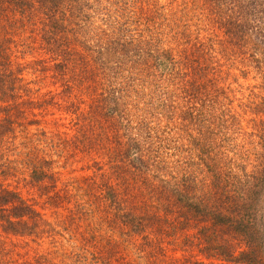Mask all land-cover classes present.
<instances>
[{
  "label": "trees",
  "instance_id": "16d2710c",
  "mask_svg": "<svg viewBox=\"0 0 264 264\" xmlns=\"http://www.w3.org/2000/svg\"><path fill=\"white\" fill-rule=\"evenodd\" d=\"M83 1L0 0V12L23 17L38 15L43 22L42 40L50 48L47 47V52H51V47H58L59 32L67 30L71 23L80 27L79 23L84 22L85 15L82 17L81 13L74 12ZM204 3L224 29L226 39L221 40L224 46L221 50L229 52L239 47L245 50L251 44L253 47L248 48L254 49L250 51L254 56L259 50L255 48L256 44L264 39V0H204ZM96 8L99 9L98 4ZM113 34V28L106 32L101 49L113 53L117 50L131 51L133 65L139 66L140 72L150 68L151 78L157 80L153 85L156 84L165 99L174 100L178 96L189 98L186 103L192 105L194 102L195 111L200 110L201 104L207 107L209 103H218L216 93L219 95L222 87L217 85L215 77H207L206 66L212 61L208 57L206 59L204 48H198L197 52L187 49L173 52V48L158 44L152 48L140 39L136 41L129 36L127 40L122 39L119 33ZM4 47L0 42V72L10 78L12 85L21 77L10 68L12 63ZM56 56L59 58L62 53ZM58 58L54 60L60 61ZM61 58L65 59L64 56ZM81 69L74 79L84 81L87 78V89L97 92V69ZM11 85L7 89L10 90L8 99H11ZM3 88V84L0 85V93L4 92ZM110 89L109 102L118 104L121 89ZM97 95L93 97L96 104L92 102L87 112H83L82 124L77 131L80 141L91 152H102L109 159L117 158L115 167L110 166L106 171L99 166V161L91 157L92 164L87 168L93 169L92 175L81 176L72 182L65 181L59 186L62 173L55 170L54 161L44 153L39 154L31 136L27 142L29 150L21 161L31 168L30 178L24 186L35 188L38 195L26 197L17 187L11 188L0 180L2 231L36 241L59 233L55 227L62 226L80 244L81 252L70 254L71 259L76 257L72 260L73 264L75 261H84L85 264H134L124 252L126 244L132 245L138 252L144 251L145 259L149 261L147 264H264V119L260 120L258 135L261 152L257 154L254 165L248 161L240 164L236 159L228 165L222 149L228 137L226 132L232 127L226 119L215 122L211 117L206 120L207 124L202 125L198 132L203 131L210 137L199 139L191 136L195 143V155L201 164V182L195 180L193 172L194 177L187 174L175 183L165 177H157L156 197L152 205L157 210L155 212L149 209L150 204L143 206L145 199L138 198L139 194L130 186V177H142L146 168L152 165V152L155 150L151 143L152 135L150 132L143 135L141 128L129 125V120L122 123L121 120L126 119L123 114L119 115V119L113 117L107 97ZM188 103L190 114L191 105ZM6 107L9 109L8 103ZM226 112L228 118L235 116L230 113L231 108ZM254 112L264 116V97L256 104ZM10 116H0V144L10 139V145L14 146L16 122ZM64 142L67 143V140ZM147 185L144 178L139 186ZM42 209H50L55 222L45 217ZM81 221L85 223L83 227ZM109 230L110 234H106ZM149 230L155 235L153 238L149 237ZM168 233L184 244L182 250L186 254L181 258L167 260L164 257L160 238ZM134 234L142 238L138 244L131 241ZM143 239L147 241L146 246ZM195 250L202 259L194 258L191 252ZM188 253L191 256H187ZM88 255L91 256L89 263ZM45 262L46 259L40 257L33 264Z\"/></svg>",
  "mask_w": 264,
  "mask_h": 264
},
{
  "label": "rangeland",
  "instance_id": "374dc122",
  "mask_svg": "<svg viewBox=\"0 0 264 264\" xmlns=\"http://www.w3.org/2000/svg\"><path fill=\"white\" fill-rule=\"evenodd\" d=\"M74 12L81 13L82 17L85 15L84 22L79 23L80 27L71 23L67 30L59 32L58 47H51V52H47V47L50 48L42 40L43 22L38 15L23 17L0 12V42L9 54L10 68L21 77L11 85L10 78L0 72V85L5 87L0 93V116L9 114L16 122L13 131L16 149L10 145V139L0 144V180L5 185L17 187L26 197H37L35 188L24 186L30 178L31 168L21 161L29 150L27 142L31 136L39 154L44 153L54 161L55 170L62 173L59 186L65 181L92 175L93 169L87 168L92 164L91 157L106 171L110 166L114 168L117 158L109 159L102 152H91L80 141L77 131L82 124L83 112H87L92 102L96 104L93 97L97 94L100 98L107 97L113 117L123 114L126 119H122V123L129 120V125L141 128L143 135L149 132L152 135L151 143L155 149L152 165L146 168L142 177H130L131 188L139 194L138 198L145 199L143 206L150 204L152 211L157 212L152 208L157 177L175 183L181 176L190 174L194 177V174L195 180L201 182V164L191 136L209 138L210 135L198 131L211 117L215 122L226 119L232 127L226 132L228 137L222 149L227 164L231 165L234 159L240 164L257 163V154L261 152L258 143L260 120L264 116L254 112V107L264 97V50H260L264 48V39L256 44L255 48L259 50L254 56L250 53L254 49L248 48L253 47L251 44L247 45L246 51L240 47L229 52L221 50L224 47L221 40L226 39L224 29L204 0H85ZM112 28L113 35L119 33L122 39L129 36L136 41L140 39L152 48L155 44L173 48V52L184 49L197 52L198 48H204L206 59L212 61L206 66L207 77H215L217 85L222 87V92L216 93L218 103H209L207 107L201 104L200 110L195 111L194 102L192 105L187 102L191 105L189 114L186 103L189 98L165 99L156 84L153 85L157 80L151 78L150 68L140 72L139 66L133 65L131 51L113 53L101 49L106 32ZM58 53L65 59L58 58ZM81 68L97 69V92L87 89V78L84 81L74 79L81 73ZM10 85L11 99H8ZM111 87L113 91L121 89L118 104L108 100ZM230 108V113L235 115L233 118L225 116L226 109ZM222 133L225 135V131ZM144 178L148 185L139 186ZM42 212L55 222L50 209H42ZM84 224L81 221L82 227ZM55 229L59 233L34 241L31 237L7 234L0 227V264H33L40 257L46 259L43 264H73L76 257L71 259L70 254L81 252L78 240L62 226ZM110 232L106 231V234ZM149 232V237L153 238L155 235ZM132 236L131 241L135 244L141 242L140 236ZM174 237L168 233L160 238L167 260L186 254L181 239L174 240ZM146 243L143 239L145 246ZM126 246L124 252L134 264L149 263L144 251L138 252L130 244ZM191 254L202 259L197 250ZM90 257L88 255V263ZM74 263L85 264L84 261Z\"/></svg>",
  "mask_w": 264,
  "mask_h": 264
}]
</instances>
